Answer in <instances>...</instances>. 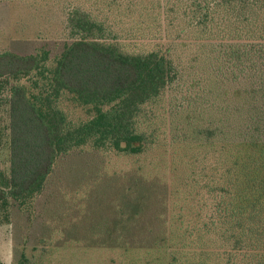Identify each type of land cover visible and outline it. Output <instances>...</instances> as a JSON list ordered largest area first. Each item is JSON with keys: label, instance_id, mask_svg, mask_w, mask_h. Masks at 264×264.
Here are the masks:
<instances>
[{"label": "trees", "instance_id": "1", "mask_svg": "<svg viewBox=\"0 0 264 264\" xmlns=\"http://www.w3.org/2000/svg\"><path fill=\"white\" fill-rule=\"evenodd\" d=\"M145 1L73 5L72 40L52 64L46 49L0 51V206L30 211L58 159L84 146L134 158L157 148L173 176L163 234L93 244L122 253L105 264H264V0ZM68 95L89 118L68 117ZM78 240L51 238L15 264H86L63 252Z\"/></svg>", "mask_w": 264, "mask_h": 264}, {"label": "rangeland", "instance_id": "2", "mask_svg": "<svg viewBox=\"0 0 264 264\" xmlns=\"http://www.w3.org/2000/svg\"><path fill=\"white\" fill-rule=\"evenodd\" d=\"M81 1L0 0V51L46 49L52 64L72 40L68 13ZM62 101L72 121L90 117L71 96ZM9 122L8 106L0 105V180L10 172ZM155 150L134 158L84 146L58 159L30 211L13 202L0 206V263L15 264L23 253L31 257L51 238L55 245L80 239L78 248L63 252L86 264L122 255L92 247L101 241L109 246L156 242L166 226L173 176L168 154Z\"/></svg>", "mask_w": 264, "mask_h": 264}]
</instances>
